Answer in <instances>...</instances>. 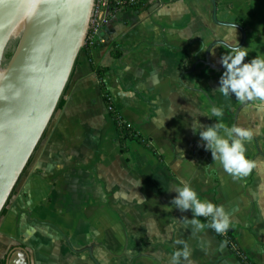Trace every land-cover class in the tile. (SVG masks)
Segmentation results:
<instances>
[{
    "label": "crops",
    "instance_id": "1",
    "mask_svg": "<svg viewBox=\"0 0 264 264\" xmlns=\"http://www.w3.org/2000/svg\"><path fill=\"white\" fill-rule=\"evenodd\" d=\"M215 1L218 16L220 3ZM212 9L211 0H144L137 9L113 10L88 38L70 77L66 103L55 112L0 218V264H169L182 247L175 244L178 239L193 250L194 264H264V138L259 135H264V116L255 111L242 119L240 111L247 106L234 112V95L225 98L218 92L224 70L214 58L218 44L210 50L211 65L206 51L223 39L209 42L203 33L218 26ZM90 58L106 68L103 80L123 121L158 156L135 139L128 140L127 153L121 151ZM212 106L224 109L222 122L229 127L256 128L246 144L256 167L244 179L234 180L214 162L201 146L199 127L193 131L195 120L205 126L220 121L212 116ZM112 128V165L101 160V169L91 168L90 137L103 145ZM91 175H98V187L89 182ZM82 176L86 192L77 199L83 192L75 183ZM185 183L201 200L230 214L229 229L247 261L201 217L197 219L206 227L195 234L178 221L195 218L191 210L181 212L171 204L177 195L173 189ZM80 200L98 204L94 209L112 227L63 230L60 221L70 217V207ZM182 264L187 262L182 259Z\"/></svg>",
    "mask_w": 264,
    "mask_h": 264
},
{
    "label": "water",
    "instance_id": "2",
    "mask_svg": "<svg viewBox=\"0 0 264 264\" xmlns=\"http://www.w3.org/2000/svg\"><path fill=\"white\" fill-rule=\"evenodd\" d=\"M95 0H0V214L53 118L85 44ZM222 26L235 25L217 16ZM18 39L9 60L5 52ZM230 48L223 40L213 41Z\"/></svg>",
    "mask_w": 264,
    "mask_h": 264
},
{
    "label": "clouds",
    "instance_id": "3",
    "mask_svg": "<svg viewBox=\"0 0 264 264\" xmlns=\"http://www.w3.org/2000/svg\"><path fill=\"white\" fill-rule=\"evenodd\" d=\"M248 56L249 48L241 47L239 43L232 45L230 51L221 56L220 64L225 70L219 80L218 92L225 98L234 95L240 104L252 106L257 114L264 116V55L258 54L246 63ZM210 112L212 116L221 118L220 121L205 126L200 122L197 124L195 120L193 131L197 133L199 127L198 135L203 141L201 146L211 152L214 162H218L234 180L248 177L256 167V163L247 157L246 144L250 143L257 133L251 128L236 124L229 127L223 123L224 109L222 107L212 106ZM173 190L177 192V195L172 199L171 204L181 212L191 210L195 217L188 219L185 216L178 220L185 226H191L193 234L206 227L197 219L198 217H211L207 227L217 234H225L230 228V214L223 206L201 200L198 193L187 183ZM175 244L182 247L172 254L169 264H182V259L187 264H194V261L190 259L193 256V250L189 248L186 241L178 239Z\"/></svg>",
    "mask_w": 264,
    "mask_h": 264
},
{
    "label": "rangeland",
    "instance_id": "4",
    "mask_svg": "<svg viewBox=\"0 0 264 264\" xmlns=\"http://www.w3.org/2000/svg\"><path fill=\"white\" fill-rule=\"evenodd\" d=\"M219 3V19L230 22H236L242 25L245 29V32L247 34V41L243 47L249 48V56L246 58L245 62H249L258 54L264 55V0H219ZM203 33L208 36L209 42L213 41L214 39H223L227 41L230 45H235L240 43L242 39V34L239 29L229 26L213 25L212 30L207 28L205 31H203ZM209 42L202 45V50H204V48L209 44ZM215 51V62L217 63V65H220L221 56L228 53L230 51V48L227 49L223 45L218 44L215 48ZM233 101L234 112L237 111L239 108H242L240 107V105L242 104H240L236 100L235 96ZM168 108L169 107L164 106V109L162 111H165V114L169 112L168 115H170L171 111ZM252 113H255L254 107L247 106L241 109L240 116L242 119H247L248 116H250ZM242 126L246 127L244 125ZM112 129L113 130L109 129L106 132V137L101 140V142H104L103 145L100 144V146H98V140L92 139V136L90 137L89 151L92 156L90 161L91 168L95 165H98L99 167V162L101 160H103L105 163L111 162L112 165L114 157L116 156L114 145L108 140L111 136V132L113 131L114 133L115 128ZM255 129L256 128H253L254 132H256ZM259 135L264 138L263 134ZM99 169H101V167H99ZM99 176L104 181L106 180L104 176ZM82 178L83 179L75 183V185L79 188V192H83L79 193L78 197H76L77 199H81L86 192V189L82 188V185L85 183L84 176H82ZM90 180L93 185L98 187V184H94L96 183L95 181L98 180V175L97 177H93L91 175V179H89V182ZM99 183H101V181H99ZM80 201H82V203H74L73 207H70V210L72 212L70 214V217L63 219V221H60L61 228L63 230H69L71 231V233H73L72 230H75L76 227L78 231L93 230L94 228L96 229L98 225H100V227H112L110 226V222L105 217L100 218L101 215H99L98 211L94 209V207H99L98 204L87 205L84 200Z\"/></svg>",
    "mask_w": 264,
    "mask_h": 264
},
{
    "label": "trees",
    "instance_id": "5",
    "mask_svg": "<svg viewBox=\"0 0 264 264\" xmlns=\"http://www.w3.org/2000/svg\"><path fill=\"white\" fill-rule=\"evenodd\" d=\"M88 34H90V30H89ZM17 42H18V39L12 40L10 42L9 47H7L6 52H5V58H6V60H9L10 59V57H11V55L13 53V50H14L16 44H17ZM87 45H88V35H87V38L85 40V44L81 48L80 52L82 50H84L87 47ZM76 62H77V60H76ZM76 62H75V66H76ZM90 62H91L92 69L95 71V73L97 75V78H98V81H99V85H100V89H101V91L103 93L104 102L106 103L107 108L109 109L110 115L112 116V118L114 120L115 127H116V130H117V133H118V139H119L121 151L123 153H127L129 151L128 140L135 139L141 145H143L147 149L153 151V153L158 156L157 152L155 151V149L153 148V146L150 144V142L147 139H145L143 136H141L140 134H138L132 127H128L127 126V123H125L123 121V119L120 116V114L118 113V111L114 108V105L112 103L110 94H109V92H108V90H107V88L105 86L104 80H103V77H104V73L106 71V68L105 67H101V66H95L93 64L91 58H90ZM75 66H74V69H75ZM74 69H73L70 77H72L73 72H74ZM68 83H69V81H68ZM68 83H67V85H66V87H65V89H64V91H63V93H62V95H61V97L59 99V102L57 104L56 111L59 110V109H61V108H63L64 105H65V103H66V92L68 90ZM43 138H44V135H43ZM31 159H32V157H31ZM31 159L29 160V163H30ZM29 163H28V165H29ZM14 191H15V189L12 191V193H11V195H10L7 203H6V205L2 209L1 214H0V218L7 213L8 206L10 204V200H11L12 196L14 195ZM201 219L203 221H205L207 223V225H208L210 223L211 217H209V218L201 217ZM212 231H213V233H215V235H217L221 239H223L236 252V254L240 258L243 259V261H247V259L243 256V253H242L241 249L239 248V246L237 245L235 239L233 238L232 232L230 231V229L228 230L227 236H222L220 234H217L214 230H212Z\"/></svg>",
    "mask_w": 264,
    "mask_h": 264
},
{
    "label": "built area",
    "instance_id": "6",
    "mask_svg": "<svg viewBox=\"0 0 264 264\" xmlns=\"http://www.w3.org/2000/svg\"><path fill=\"white\" fill-rule=\"evenodd\" d=\"M143 4L144 0H95L90 21V34H87L88 38L96 34L109 21L113 10L125 9L126 7L136 9ZM127 126L131 127L130 124ZM228 230L225 234L220 235L227 236Z\"/></svg>",
    "mask_w": 264,
    "mask_h": 264
}]
</instances>
